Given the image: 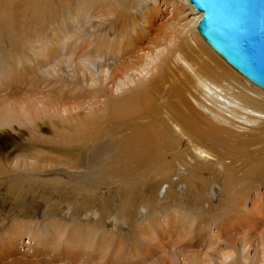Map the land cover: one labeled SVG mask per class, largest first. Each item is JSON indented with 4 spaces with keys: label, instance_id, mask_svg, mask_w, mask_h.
<instances>
[{
    "label": "bare ground",
    "instance_id": "bare-ground-1",
    "mask_svg": "<svg viewBox=\"0 0 264 264\" xmlns=\"http://www.w3.org/2000/svg\"><path fill=\"white\" fill-rule=\"evenodd\" d=\"M25 1H34L40 9L48 7L50 11L57 10V12L52 11L56 12V15L50 18L47 25L51 26L47 29L50 30L49 35H52L50 41L45 38L48 41L45 43H49L48 48L41 45L35 51L41 57L40 60L37 59L36 69L42 72L41 70L44 71L46 68L45 72H52L53 75L61 71L58 73L60 82H65V86L71 84L73 80L77 85L80 84L81 88L89 87L91 94L98 99L94 102L90 101L88 107L91 109L88 113L95 112L92 119H100L102 123L99 128L88 129L93 124L82 128L80 126L79 129L76 127L79 137L89 138H80V142L83 144L84 141L94 142V134L98 133L105 141L113 142L111 144L113 146L105 151L103 157L96 156L91 162L93 166L91 165L90 171H92L86 185L90 182L98 187L90 194L85 191L81 201L78 198L70 199L65 192L62 193L63 198L58 199L53 196L54 194L45 195L41 190L34 191L36 181L40 178L31 180V177L29 180L25 177L27 180L22 181V176L7 184L8 191H16V198L31 197L32 204L45 206L46 214L49 215H54L56 201L65 200L64 209L73 217L80 214L88 220L93 219L95 223L108 222L113 229L116 226L125 227L129 224H127L128 218L124 220L122 211L123 208L135 205V201L139 203L136 209L137 215L141 216L146 209L151 211L154 204L149 200L152 195L147 194L148 192L151 194L156 192L154 194L162 195L163 198L175 197V203L184 206L186 210L197 206L201 211V207L206 206L208 209L206 214L213 212L212 217L209 218L211 220L213 218L210 224H214L219 217V208L215 209L212 205L213 201L219 202L217 200L219 193L225 195L224 200L236 199L237 204L232 210L224 206L221 215L229 213V216L235 220L242 218L247 221L255 218V214H259L260 209L264 210V193L255 196L251 209L245 205L249 198L247 190L252 188L258 195L259 186L264 184V90L236 71L199 35L194 26L196 27L201 12L187 0H162V2L128 0L127 10L132 11L133 16L128 15L130 18H127V22L122 21L121 25L129 27V31L123 34V30H126L124 26L118 27L109 34L106 43L100 46L97 43L90 45L93 42L94 31L91 28L95 29L98 26V22L93 21V13H97L96 19H100L105 14L112 16L114 11L113 4L110 3L112 0L110 2L108 0ZM53 1H56L57 5L56 8L51 9L50 4H55ZM120 1L119 8L125 7L121 4L123 1L121 3ZM184 5L199 13V18L195 17L182 24L180 16H183L181 9ZM166 8L169 10L168 17L157 23V14ZM122 14L125 15V12L122 11ZM85 40L86 44H83L82 41ZM8 55L5 54L7 57ZM63 64L67 67L65 71ZM134 74L137 76L136 79ZM38 83L40 85V81ZM84 84L86 85L83 86ZM45 86L49 85L46 83ZM68 86L67 91L71 93L72 86H69L70 90ZM79 86L76 88H80ZM43 92L31 91L25 96L29 100L35 96L37 100L33 107H24L27 109L25 112L28 120L41 118L36 113L44 114L49 124L53 126L60 113L66 119L76 117L85 105L83 102L81 104L75 102L70 108L69 99L64 101L66 98L64 95L55 99L53 95L46 96L47 94ZM83 94H87L86 91ZM6 96L3 94L0 98L5 97L6 101ZM79 97L70 98H74L72 99L74 101ZM12 112V115L7 114L9 119L22 116L18 111ZM3 114L6 115V112ZM2 116L0 113V121ZM46 144L48 145L44 150L50 151L47 153L53 155L56 146L52 142ZM64 147L67 150L65 154L71 156L81 148L78 144L72 143ZM51 156L49 157L53 158ZM34 166L32 167L36 170ZM6 168L10 169L6 164L1 163L0 174L4 173ZM31 174L27 173L32 176ZM128 174L132 175L130 176L132 179H129L133 185L139 186V188L135 186V194L133 193L135 199L126 190L128 187L125 189L118 186L121 181L116 187L111 186L113 181ZM124 185L126 186L125 183ZM127 185L130 187V184ZM41 186L39 185L37 189L44 188V183ZM175 186L179 193L175 191ZM193 191H195L194 195L189 196ZM164 192L165 195L162 194ZM206 195L211 199L206 200L204 198ZM106 198H110L112 202L111 209L108 208ZM189 218L181 217L182 221L192 222L193 216L192 219ZM19 223L16 222L5 233L8 239L6 248L10 255L15 254L13 248L15 249L17 237L23 233L37 240L44 236L46 240L50 238V232L55 230L54 225L45 228L42 232L32 228L36 223L29 221L26 224ZM192 223H188L190 226L186 230L188 235L193 231L190 229ZM179 229L182 230L181 226ZM179 229H177L178 233L181 232ZM218 235H215V238L220 236ZM226 241L225 244L233 246L234 251L230 254H220V264H253L247 254H242L243 249L235 243L232 244L230 240ZM206 244L212 246L214 237L207 236ZM39 264L42 262L39 261ZM260 264H264V254Z\"/></svg>",
    "mask_w": 264,
    "mask_h": 264
},
{
    "label": "rangeland",
    "instance_id": "rangeland-1",
    "mask_svg": "<svg viewBox=\"0 0 264 264\" xmlns=\"http://www.w3.org/2000/svg\"><path fill=\"white\" fill-rule=\"evenodd\" d=\"M108 1L110 2L111 0ZM112 1L110 2L114 7L113 14H111L112 16H106L105 14L102 15L100 19H96L97 13H93V21L95 23L98 22V26H96L95 29L91 28V30L94 31L92 33L93 42L90 45L97 43L102 46V44L106 43L109 34L120 26L121 28L124 26L126 29L123 30V34L129 31V27L121 25L122 21L127 22V18H130L128 15L132 14L133 16V13H131L132 11L127 10L128 0H121L123 1L122 3L120 0H114L116 3ZM119 1L121 4H124L125 7L122 6L123 8H119ZM156 1L162 2V0ZM53 3H55V6L53 4L52 6L49 2L51 9H54V7L56 8L57 2L53 1ZM46 9L44 7L42 9L38 8L34 1L0 0V96H3V94L6 96L7 94L8 97L6 96V99L8 100L9 98L8 101H5V97H3L4 100L0 98V113L3 115L1 118L2 121H0V164L3 163L6 164L8 168L10 167V169L6 168V171L0 174V261L3 259L0 264H29V262L39 264V261H41L42 264H45L44 262L48 264H166V262L168 264L172 262L173 264H220V254H230L234 251L233 246H227L225 244L227 242L226 240L232 241V244L235 243L243 249L242 254H247L253 264H260L264 254V210L260 209L259 214H255V218L247 221L242 218L235 220L229 216V213L221 215L224 206L232 210V208L234 209L237 205L235 203L236 199L235 201L224 200L225 195L221 193H219L217 199L219 202L215 203V201H213L214 204H212L215 209L219 208V217L216 218L214 224H210V222H213V218L212 220L209 219L212 217L211 214L213 212L206 214V210H208L206 206L201 207V211L197 206L187 208L188 210H186L184 206L181 207L175 203V197L168 196L169 198H163L162 195L154 194L156 192L152 194L148 192L147 194L152 195H148V198L151 197L149 200L154 204L151 211L146 209V212L142 213L141 216L137 215L136 209L139 203L135 201V205L123 208V211L126 212L121 210L124 215V220L128 218V222H126L129 224L125 227L116 226V228L113 229L108 222H103V224L95 223L93 219L88 220L86 217L80 216V214L73 217L71 213L64 209L65 200L61 202L55 200L56 209L53 213L54 215H49L46 214L47 208L45 206L37 203L32 204L31 197L28 196L24 199L22 196H19L16 198V191H8L9 183H12L17 177L21 178L22 176V181L27 177L29 180L31 177V180L35 178L38 180L40 178V181H36L37 185L34 186V191L41 190L45 195L54 194L53 196L58 199L63 198L62 193L65 192L70 199L78 198L81 201L85 191L90 194L98 187L96 184L90 182L86 185V181L89 179L88 177H90L89 175L92 171H90L93 166L91 162L96 156L103 157L105 151L113 146L111 145L113 142L109 140L105 141L98 133L94 134V142L84 141V144L80 142V138L89 139L86 136H78L77 129H79L80 126L82 128L93 124L91 125L92 127L90 126L88 129L93 127L99 128L102 123L100 119L96 118V122L92 119L95 112L91 114L88 113L91 109L88 107L91 104L90 101L94 102L98 100L91 94L90 88L87 86L81 88L79 86L80 84L77 85L73 80L71 84L65 86V82H60V75L58 73L61 71L56 72L57 75H53L52 72H45L46 68H44V71L41 70L42 72L36 69L38 64L37 59L40 60L41 57H39L35 51L38 50V46L41 45L42 47L45 46L48 48L47 46L49 43H46L48 42L47 40L50 41L52 39V35H49L50 30L47 29H50L51 26L47 25L50 22V18L56 15L57 12L56 9L52 10H56L54 13L50 11L48 7H46ZM166 10L168 9L166 8L165 10L159 11L156 18L157 23L164 21L168 17L169 10ZM181 10L183 12V16H180L182 24L199 16V13L192 11L187 5H184ZM122 11L125 12V15L122 14ZM123 15L124 17H122ZM103 21H105L104 24ZM194 28L196 27L194 26ZM82 34H80V36H82ZM45 41L47 42L45 43ZM68 42L69 39L67 40V43ZM85 42L86 40L84 42L82 41L83 44H86ZM5 54L8 55V57L5 56ZM62 67L64 71L67 70L66 64H63ZM39 75H41V78H39ZM134 77L136 79L137 76L134 74ZM39 81L40 85L38 83ZM46 83L49 85L48 87L45 86ZM68 85L70 87L72 86L71 88L73 91L71 93L67 91ZM85 85L86 84L83 86ZM75 86H79L80 88H76ZM70 87L68 90H70ZM31 91L35 93L44 91L43 93L47 94L46 96L53 95L54 98L56 97L55 99L59 98L60 95H64L66 97L64 101L69 99L68 106L70 108L75 102L79 104L83 102L85 105L82 106L83 110H80V112H78L79 115L76 117L66 119V117L62 116L60 113L56 119V124L51 126L47 116L44 114L40 115L36 113V115H39V117L41 116V118L37 117V120H31L33 118L28 120L29 118L26 116L27 109L24 107H33V104L35 105L37 101L35 100V96L31 97L32 100L25 98ZM85 91L87 93L85 95H88V97L83 94ZM66 92L68 94H66ZM77 93L78 95H76ZM69 96L83 97L75 98L73 101L72 99L74 98H70ZM4 101L5 104L2 105ZM37 106L40 108V104ZM94 107H96V105ZM2 111L6 112V115L3 114ZM12 111H18V113H22V116H18L16 119L9 116V119L7 114L12 115ZM76 127L77 129H75ZM63 136L66 137L64 138ZM49 142L54 143L56 146V150L54 152L51 151L53 155L47 153L50 151L44 150L48 145L46 143ZM71 143L78 144V146L81 147L72 156L65 154L67 150L64 147V145H70ZM26 144L27 146H25ZM30 144L33 145L31 146ZM50 154L53 158L49 157L51 156ZM34 165L39 166V168ZM32 166H34L36 170H34ZM184 172L187 171L184 170ZM27 173H32V176L27 175ZM130 176L132 175L128 174L126 176H121L124 181L119 178L113 181L111 186L113 185L116 187L117 183L121 181V184L119 183L120 185L118 184V186L121 188L128 187L125 189L132 195L133 193L135 194V186L138 188L139 186L137 184L133 185L129 179H132ZM155 178H157V176ZM42 183H44L45 187L43 186L44 188L37 189ZM46 183L48 185H46ZM127 184H130L131 188ZM131 184L134 187H132ZM44 189L46 190L43 191ZM74 189H77V191ZM175 191L179 193L176 186ZM104 192L107 191L104 190ZM247 192H249V198L245 205L248 209H251L253 206L252 200L256 198L255 196L258 197L260 194L264 193V184L259 186L258 195H256V191L252 188L248 189ZM194 193L195 191L189 193V196H193ZM162 194L165 195L166 193L164 192ZM204 198L206 200L211 199L209 195H206ZM159 199L161 200L159 201ZM106 202L108 203V208L111 209L112 202L110 198H106ZM173 213L175 216H173ZM146 214L148 216H146ZM187 216L190 218L193 216V219L191 218L193 223L187 221V218L186 221H182L181 217ZM28 221L34 224L36 223V225H32L33 229L37 228L43 232L45 228L54 225L53 228L55 230L50 232L49 235L51 236L46 240H44V236L37 240V238H31L27 233H23L21 236L17 237L15 249L13 248V253L15 254L10 255L6 248L8 240L5 234L6 230L14 226L16 222L26 224ZM186 222L189 224L192 223V228L190 229L193 231L191 235H188L186 232L190 227ZM141 223L142 225H140ZM129 225H131V227H128ZM155 225L156 227L158 226V228H156ZM179 226H181L182 230L179 229ZM177 229L181 232L178 233ZM215 235L219 237L215 238ZM207 236L214 237V244L212 246H208V243L206 244ZM187 244L190 246L193 244L194 246L192 245L193 247H190ZM132 251H134V253H132ZM176 252H178V254L175 255L174 253ZM52 259L53 261H51Z\"/></svg>",
    "mask_w": 264,
    "mask_h": 264
},
{
    "label": "water",
    "instance_id": "water-1",
    "mask_svg": "<svg viewBox=\"0 0 264 264\" xmlns=\"http://www.w3.org/2000/svg\"><path fill=\"white\" fill-rule=\"evenodd\" d=\"M201 12L199 35L229 65L264 90V0H187Z\"/></svg>",
    "mask_w": 264,
    "mask_h": 264
}]
</instances>
